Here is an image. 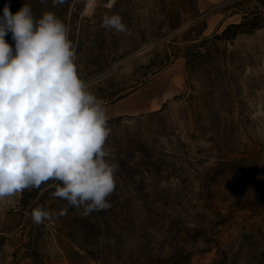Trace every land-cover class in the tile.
<instances>
[{
  "label": "rangeland",
  "instance_id": "obj_1",
  "mask_svg": "<svg viewBox=\"0 0 264 264\" xmlns=\"http://www.w3.org/2000/svg\"><path fill=\"white\" fill-rule=\"evenodd\" d=\"M6 3L54 12L105 102L181 59L183 86L109 119L107 210L83 217L49 185L0 201V264H264V0H0V16ZM111 14L126 33L101 27ZM38 205L67 213L37 225Z\"/></svg>",
  "mask_w": 264,
  "mask_h": 264
},
{
  "label": "clouds",
  "instance_id": "obj_2",
  "mask_svg": "<svg viewBox=\"0 0 264 264\" xmlns=\"http://www.w3.org/2000/svg\"><path fill=\"white\" fill-rule=\"evenodd\" d=\"M65 2L52 0L53 6ZM101 27L127 32L119 14L105 15ZM9 33L14 48L5 39ZM110 135L106 102L82 77L68 26L52 11L37 18L25 3L13 14L6 3L0 16V201L49 185L54 198L83 217L107 210L118 172L106 147ZM66 213L38 205L30 215L40 225Z\"/></svg>",
  "mask_w": 264,
  "mask_h": 264
},
{
  "label": "crops",
  "instance_id": "obj_3",
  "mask_svg": "<svg viewBox=\"0 0 264 264\" xmlns=\"http://www.w3.org/2000/svg\"><path fill=\"white\" fill-rule=\"evenodd\" d=\"M182 65V59L178 60L133 88L122 98L106 102L109 119L159 109L165 101L182 90L183 74L180 71Z\"/></svg>",
  "mask_w": 264,
  "mask_h": 264
},
{
  "label": "trees",
  "instance_id": "obj_4",
  "mask_svg": "<svg viewBox=\"0 0 264 264\" xmlns=\"http://www.w3.org/2000/svg\"><path fill=\"white\" fill-rule=\"evenodd\" d=\"M244 24H246V23H242V25H244ZM123 96H120L119 98H122Z\"/></svg>",
  "mask_w": 264,
  "mask_h": 264
}]
</instances>
